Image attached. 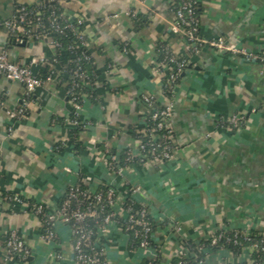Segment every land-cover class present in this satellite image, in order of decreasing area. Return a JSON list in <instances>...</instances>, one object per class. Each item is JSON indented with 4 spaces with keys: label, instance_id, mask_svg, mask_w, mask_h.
Listing matches in <instances>:
<instances>
[{
    "label": "crops",
    "instance_id": "1",
    "mask_svg": "<svg viewBox=\"0 0 264 264\" xmlns=\"http://www.w3.org/2000/svg\"><path fill=\"white\" fill-rule=\"evenodd\" d=\"M45 3L0 0V53L6 50L21 65L59 54L50 38L17 45L4 26L17 15L18 5ZM61 7L85 19L89 52L101 72L97 99L78 111L81 121L91 123L79 135L85 150L78 154L71 143L76 125L67 82L44 84L30 97L26 116L14 120L10 114L22 106L25 87L0 76V190L55 208L70 187L82 182L93 193L109 186L149 206L157 249L135 250L130 237L113 228L105 264L153 259L171 264L185 241L199 244L219 227L264 232V66L203 46L191 56L170 99L163 91L164 75L155 69L159 46L167 45L179 57L189 53L172 30L169 0H66ZM199 25L204 40L223 38L240 50H264V0H199ZM51 68L45 63L31 67L38 76ZM143 93L162 107L173 101L179 150L161 167L137 164L118 174L110 170L104 151L109 148L120 159L135 147L129 130L143 123ZM233 116L244 118L240 128L217 125L219 118ZM60 144L66 147L57 153ZM14 230L31 255L9 264H75L68 225L57 222L56 239L45 241L41 220L31 213L13 214L9 205L0 212V261L5 237ZM230 258L221 251L208 254L206 262L227 264Z\"/></svg>",
    "mask_w": 264,
    "mask_h": 264
},
{
    "label": "built area",
    "instance_id": "2",
    "mask_svg": "<svg viewBox=\"0 0 264 264\" xmlns=\"http://www.w3.org/2000/svg\"><path fill=\"white\" fill-rule=\"evenodd\" d=\"M63 1L66 0H47L52 4L48 15L44 12V4L22 7L17 10V15L12 20L4 23L9 33L20 43L26 41L30 44L50 38L52 44L59 50V54L64 56L65 68L69 65L75 67L71 72L65 71V68H61L57 56L52 59L45 57L33 59L30 64L21 65L11 61L6 50L2 51L0 76L20 82L24 85L26 92L22 106L10 114L11 119L24 118L30 97L49 82L62 80L67 82V97L77 116H79L78 111L89 100L84 96L83 105H81L80 97L77 95L83 89L93 86L91 79L94 73L84 67L89 64L95 66L89 52L90 40L86 33V22L82 16L63 9L61 7ZM169 2L175 14L172 30L181 37L189 53L188 57H179L167 45L159 46L161 56L159 55L155 69L164 75L163 91L166 96H170V99H173L175 95L177 81L189 67L191 56L197 55L203 46L210 47L215 54L238 55L264 66V50L260 53H251L230 46L223 38L208 41L201 37L200 25L196 17L199 0H169ZM52 33L61 36L70 34V44L62 48L61 43L52 37ZM39 63L53 66L50 70L51 75L46 80L41 79L31 69L33 65ZM98 83L99 79L94 86L97 87ZM140 102L145 109L144 120L138 129H134L137 133V137H134L135 147L122 152L126 154V160L121 163L117 154L113 156L110 154L109 148L104 151V158L110 170L118 174H122L131 162H136V165L161 167L164 163L174 160L179 150L172 123L173 101L162 107L158 105L154 96L143 93L140 96ZM73 122L77 127V122ZM243 122V117L233 116L227 120L219 118L217 125L238 129ZM86 124L87 127L91 126V123L86 122ZM127 203L130 204V208L127 207ZM4 205H9L13 214L31 213L37 216L43 225L42 239L45 241L56 239L55 224L57 222L68 225L74 239L75 264H105L106 243L113 228H119L130 238L139 240L138 250L157 249L154 242V228L150 221V207L136 203L129 193L125 196L119 195L113 187L93 193L89 189H82L81 183H78L69 188L63 201L55 208L26 200L17 193L0 190V212ZM92 221H95L97 226L93 227ZM253 231L255 230L216 228L199 244L193 242L196 245L195 250L188 247L185 241L184 248L176 258L177 261L171 264H191V260H195L196 264H208L206 262L208 254L221 251L229 252L231 258L226 260L227 264H264L253 258L255 254L264 253V232L256 230L261 232L259 236L262 237L260 240H254ZM243 242L248 244L242 246ZM227 245L243 247L242 252L235 255L232 250L226 248ZM214 248L218 249L214 251ZM30 255V250L25 246L19 233L14 230L5 237L0 264H9L13 260H27ZM235 259L238 261H234ZM156 260L144 261L152 264Z\"/></svg>",
    "mask_w": 264,
    "mask_h": 264
},
{
    "label": "trees",
    "instance_id": "3",
    "mask_svg": "<svg viewBox=\"0 0 264 264\" xmlns=\"http://www.w3.org/2000/svg\"><path fill=\"white\" fill-rule=\"evenodd\" d=\"M51 7H52V4L48 3L47 0H46V3L44 4V12H46V15H48V12L51 10ZM20 8H22V6H17V10H19ZM196 17L199 21V5L197 7V10H196ZM136 21H139V18H134ZM47 23V21H46ZM52 37L59 41L62 45V48H66L69 44H70V41H71V35L70 34H67L66 36H61V35H58L57 33H52ZM159 55L161 56V51L159 49ZM57 60L59 61V64L61 65V68L64 69L65 68V62H64V56H61L60 54L57 55ZM52 62V60H51ZM85 68L89 69L90 71H93L94 75L91 79V84L93 85L92 88H85L83 89L81 92H78V96L80 97L79 101L81 103V105H83V101L84 100V96H86L89 100H92V101H95L97 99V91H96V86H94L96 84V82L98 81V79H100L101 77V72L94 66V65H85L84 66ZM75 67L73 65H69L68 68H65L64 70L67 71V72H71L72 70H74ZM51 75V71L50 70H46L45 72H43L41 75H39V77L43 80H46L49 76ZM54 76V75H53ZM55 77V76H54ZM181 78L177 81V84L180 82ZM64 81H60L58 83H63ZM170 97V96H169ZM72 121H76L77 122V127L76 129L73 131V134L71 136V143L74 145V150L79 154L81 152H83L85 150V146L82 144L80 138H79V135L82 131H84L86 128H87V124L86 122H83L81 121V119L79 118V116L76 115L75 112L72 113ZM129 134L132 136V137H137V133L134 129H131L129 130ZM66 147V144H60V145H57L56 147V152L59 153L61 151H63V149H65ZM110 154L113 156L115 155V151H110ZM126 154L125 153H121V157H120V161L121 163H123L125 160H126ZM129 166L131 165H136V162H131V163H128ZM116 166V164H115ZM81 183V188L84 189V190H87V188L83 185L82 182ZM107 188H109V186H102L99 191H106ZM127 207L130 208V204L127 203ZM150 221L152 223V226L153 228H155L154 226V222H153V219L150 218ZM91 225L93 227L97 226V224L95 223V221H92ZM253 234V238L254 240H260L262 236H259L261 235V232L259 231H253L252 232ZM131 240V244H132V248L137 250L139 248V240H135L133 238H130ZM185 244L190 247L191 249L195 250L196 249V245L191 242V241H187L185 242ZM248 243H244L242 244V246H245L247 245ZM227 249L229 250H232L233 253L235 255H239L241 252H242V248L243 247H235L233 245H227L226 246ZM218 248H214V251H216ZM205 257V256H203ZM254 259L258 260V262H261V263H264V253H258V254H255L253 256ZM159 260L157 259L155 262H153L152 264H158ZM177 261V260H176ZM143 264H148L147 261H144ZM191 264H196V261L195 260H191Z\"/></svg>",
    "mask_w": 264,
    "mask_h": 264
},
{
    "label": "water",
    "instance_id": "4",
    "mask_svg": "<svg viewBox=\"0 0 264 264\" xmlns=\"http://www.w3.org/2000/svg\"><path fill=\"white\" fill-rule=\"evenodd\" d=\"M14 44H16V43L14 42ZM17 45L25 47V46L29 45V43H27L26 41H23V42H21V43H19ZM185 74H186V72H184V74L182 76H185Z\"/></svg>",
    "mask_w": 264,
    "mask_h": 264
}]
</instances>
